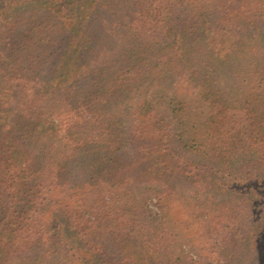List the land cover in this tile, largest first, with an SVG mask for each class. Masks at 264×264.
Returning a JSON list of instances; mask_svg holds the SVG:
<instances>
[{
  "label": "trees",
  "instance_id": "obj_1",
  "mask_svg": "<svg viewBox=\"0 0 264 264\" xmlns=\"http://www.w3.org/2000/svg\"><path fill=\"white\" fill-rule=\"evenodd\" d=\"M177 260L264 264V0H0V264Z\"/></svg>",
  "mask_w": 264,
  "mask_h": 264
},
{
  "label": "rangeland",
  "instance_id": "obj_2",
  "mask_svg": "<svg viewBox=\"0 0 264 264\" xmlns=\"http://www.w3.org/2000/svg\"><path fill=\"white\" fill-rule=\"evenodd\" d=\"M209 195H218V193H216L215 191H208L206 192H201V193H196L191 189H187L186 193L184 194L183 198L175 201V206L172 210V215H173V219L175 221V226L178 225V229H175V232L178 234L177 236L179 237L178 239L181 241L180 242V246L181 249L183 250V253L185 252V254L190 255L192 257V259L197 258L198 253L201 256H205L206 257V261H212V259L214 257H219L217 255V253H213L211 251H208V249H201L199 250V252H197V250L195 251L194 246L196 243L204 241V239L210 236H213L211 234V230L212 229H217V226L214 225L212 219H208L207 221H204V217L199 216L198 212L196 213H191V215L189 216V212L192 210V204L189 201L190 199L187 197L193 195L192 198H202L201 196H205L206 194ZM208 195V196H209ZM149 209L152 211V213H154L155 216L160 215L161 214V209L159 208L156 200L154 198H152L149 202ZM259 209L256 208V211H258ZM258 218V217H257ZM220 229V227H219ZM255 232V225L254 227L251 228L250 230V234ZM239 234H243L240 233ZM204 235L205 238H204ZM187 242H184V241ZM184 242V243H183ZM190 242L192 243V245L190 244ZM178 250V249H177ZM177 254V253H176ZM175 254V256H176ZM220 260V259H219ZM188 262H184L182 260H177L175 261V264H187Z\"/></svg>",
  "mask_w": 264,
  "mask_h": 264
}]
</instances>
